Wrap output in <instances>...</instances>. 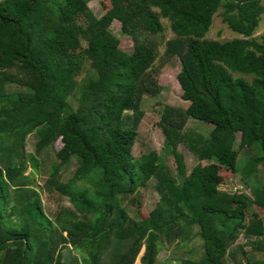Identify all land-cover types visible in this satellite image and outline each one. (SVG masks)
Instances as JSON below:
<instances>
[{
  "label": "trees",
  "instance_id": "1",
  "mask_svg": "<svg viewBox=\"0 0 264 264\" xmlns=\"http://www.w3.org/2000/svg\"><path fill=\"white\" fill-rule=\"evenodd\" d=\"M233 1L242 0H109L101 17L89 0L0 1V264H158L161 246L187 241L193 227L201 242L193 264L234 261L230 251L242 235L253 239L245 264H264V220L256 214H264V188L252 186L253 198L220 190L238 172L242 149L253 151L243 178L264 171V43L254 38L264 4ZM216 13L241 37L206 39ZM162 19L175 35L169 41ZM114 21L133 39L132 54L110 31ZM162 45L165 57L180 60L188 102L166 105L160 118L181 183L156 151L133 156L143 98L162 90L154 69ZM85 65L94 74L79 81ZM72 96L77 109L67 102ZM189 119L211 125L207 136L188 132ZM32 133L39 140L27 154ZM181 144L198 161L189 173ZM49 147L55 161L44 189L77 210L55 221L26 176V159ZM73 158L75 177L62 182ZM84 178L101 188L97 196L78 186ZM153 178L160 199L146 215L139 194ZM67 248L78 256L65 261Z\"/></svg>",
  "mask_w": 264,
  "mask_h": 264
},
{
  "label": "rangeland",
  "instance_id": "2",
  "mask_svg": "<svg viewBox=\"0 0 264 264\" xmlns=\"http://www.w3.org/2000/svg\"><path fill=\"white\" fill-rule=\"evenodd\" d=\"M262 3L264 4V0ZM108 4L109 0H89L88 5L97 17H101ZM162 22L165 28L164 38L166 41H169V39H172L175 35L170 28L169 21L167 19H162ZM110 31L119 39L120 49L123 52L132 54L134 51L133 39L129 35L122 32L121 23L119 21H114L110 27ZM240 37L241 36L233 32L226 24H224L220 14L216 13L213 16L212 25L205 38L209 39V41L224 43ZM254 38L256 41L264 43V14L262 15L259 26L254 34ZM154 69L160 72L158 83L162 90L158 96L147 94L143 98L141 108L145 115L138 128V137L133 147V156L137 160L144 154L156 151L159 154V162L171 170L177 183H181L182 176L178 172L177 163L171 150L166 146L165 138L160 127L161 113L166 105L181 106L184 108H187L188 106V102L182 99V90L177 78L181 70L180 60L178 57L170 59L165 57V45H162L159 48V56L155 62ZM93 74L94 71L88 65H85L78 80L81 81L86 75ZM14 89L15 87L10 86L7 90L11 91ZM67 102L70 103L74 109L79 107V99L76 96H72L67 100ZM131 115V112L126 113L125 121H128V119L131 118ZM125 124L128 123L126 122ZM211 128V125L200 123L193 119H189L186 124V130L188 132L201 134L202 137H206ZM38 140L39 137L36 133L30 134V136L26 138L25 152L27 154L35 153L36 143ZM240 140L241 134L238 133L237 141L235 143L236 149H239ZM178 150L184 155L186 172L189 173L198 161L188 150L185 144H181ZM55 151V148L49 147L40 155H37L34 161L30 158L26 159L27 163L31 164L26 171L27 179L31 181L30 186L33 185L35 188L38 187L37 190L40 193L43 209L53 221H55V217L62 212H66V215L64 213L61 214L64 218L67 217L68 212L77 213L75 206L69 198L61 196L56 192H48L44 189L45 181L47 180L48 173L51 170V164L55 161ZM252 155L253 151L248 148L239 151L238 172L230 178L227 184L221 186V191L229 193L243 191L253 198L251 190L252 186L254 190H256L257 187L260 191L264 188V171L262 170H260L255 177L249 178L248 181L243 178L242 170ZM201 163L205 165L207 162ZM78 167L79 164L77 160L73 158L71 162L63 168L60 180L62 182H67L69 179L75 177ZM157 181L158 180L156 178L151 179L147 183L146 187L141 189L139 194L141 199H143L142 212L146 215L155 208L160 199V196L155 189ZM77 183L80 188L88 189L90 194L94 197L97 196V192L101 190L95 182L89 181L86 178L79 179ZM125 208L128 215L131 218H134V207L126 203ZM252 212L253 210L251 209L247 215L251 217ZM256 214L261 216L264 220L262 210H257ZM196 233V227H193L191 231L190 229L189 231L186 229L185 236H187V241H177L174 244H163L161 246L158 264H193L196 262L200 255L201 243L199 239L195 237ZM252 241L253 239H247L244 235H242L236 246L230 251L231 255L234 257V261L228 258L226 260V264H245L247 260L251 258L250 249ZM244 253L246 255H244ZM63 254L65 261H71L78 256V254L70 248L63 250ZM139 258H141V256Z\"/></svg>",
  "mask_w": 264,
  "mask_h": 264
},
{
  "label": "water",
  "instance_id": "3",
  "mask_svg": "<svg viewBox=\"0 0 264 264\" xmlns=\"http://www.w3.org/2000/svg\"><path fill=\"white\" fill-rule=\"evenodd\" d=\"M249 1H252V0H242V1H239V2H236V1H233L235 4H244V3H247Z\"/></svg>",
  "mask_w": 264,
  "mask_h": 264
}]
</instances>
